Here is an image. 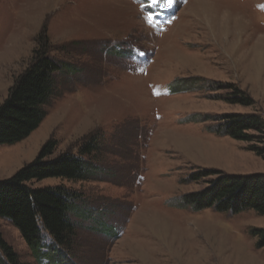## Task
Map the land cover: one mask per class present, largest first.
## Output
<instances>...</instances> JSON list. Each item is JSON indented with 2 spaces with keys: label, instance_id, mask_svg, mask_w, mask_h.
I'll use <instances>...</instances> for the list:
<instances>
[{
  "label": "rangeland",
  "instance_id": "rangeland-1",
  "mask_svg": "<svg viewBox=\"0 0 264 264\" xmlns=\"http://www.w3.org/2000/svg\"><path fill=\"white\" fill-rule=\"evenodd\" d=\"M46 41L62 66L56 93L35 132L0 146V181L50 139L58 155L100 137L105 170L82 183L33 184L80 197L66 260L54 252L36 259L20 230L0 218L19 262L264 264L254 234L264 216L181 207L211 180L192 182L196 172L264 174V159L216 130L221 115L264 118V0H0V104ZM227 85L255 105L220 100L226 91L212 90Z\"/></svg>",
  "mask_w": 264,
  "mask_h": 264
},
{
  "label": "trees",
  "instance_id": "trees-1",
  "mask_svg": "<svg viewBox=\"0 0 264 264\" xmlns=\"http://www.w3.org/2000/svg\"><path fill=\"white\" fill-rule=\"evenodd\" d=\"M41 36L36 40L38 43ZM38 45L30 65L17 77L8 98L0 104V146L19 143L35 132L45 121L46 107L55 96V77L62 73V66L49 54L47 41ZM212 91H226L220 100L255 105L247 93L235 85ZM218 123V134L246 143L248 151L264 159L262 116L258 113L221 115ZM102 144L100 137L90 135L77 154L67 151L56 155L57 142L50 139L33 162L12 178L0 181V218L9 219L20 230L36 259L52 252L56 257L67 259L66 254L71 252L76 237L78 224L72 216H75V205L80 197L64 186L37 188L33 184L47 179L71 184L91 180L96 171L105 170L98 162L106 156L102 153ZM202 179L211 180L204 189L182 197V208L195 212L213 209L231 216L253 211L264 216V174L230 175L203 170L191 175L192 182ZM44 234L51 239L49 245L44 242ZM254 234L258 246L264 249V229H256ZM43 248L48 252H43ZM0 264H21L18 254L6 243L1 232Z\"/></svg>",
  "mask_w": 264,
  "mask_h": 264
},
{
  "label": "snow or ice",
  "instance_id": "snow-or-ice-1",
  "mask_svg": "<svg viewBox=\"0 0 264 264\" xmlns=\"http://www.w3.org/2000/svg\"><path fill=\"white\" fill-rule=\"evenodd\" d=\"M151 2L153 3V4H156V3H158L159 2V0H151ZM167 3L170 5L171 3H172V0H167ZM151 17H149V22H151ZM141 54H143V53H141Z\"/></svg>",
  "mask_w": 264,
  "mask_h": 264
},
{
  "label": "bare ground",
  "instance_id": "bare-ground-1",
  "mask_svg": "<svg viewBox=\"0 0 264 264\" xmlns=\"http://www.w3.org/2000/svg\"><path fill=\"white\" fill-rule=\"evenodd\" d=\"M211 6V5H210ZM210 6H209V8H210ZM214 10L213 11H215V8H213ZM210 10H212V9H210ZM208 11V9L206 10V12ZM208 13V12H207ZM209 14V13H208ZM207 14V15H208ZM211 17H212V15H211ZM213 19V17L211 18V20ZM227 19V18H226ZM223 28V27H222ZM224 30H225V28H224Z\"/></svg>",
  "mask_w": 264,
  "mask_h": 264
}]
</instances>
